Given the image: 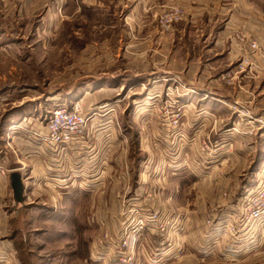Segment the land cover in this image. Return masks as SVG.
<instances>
[{
	"label": "rangeland",
	"instance_id": "374dc122",
	"mask_svg": "<svg viewBox=\"0 0 264 264\" xmlns=\"http://www.w3.org/2000/svg\"><path fill=\"white\" fill-rule=\"evenodd\" d=\"M177 9L183 15L166 28ZM231 15L236 57L188 78L190 64L197 71L195 54L210 53L199 26H221ZM258 88L264 91V0H0V156L10 152L4 139L11 124L21 122L26 159L32 126H47L58 109L78 106L86 122L111 125L106 154L96 158L91 140L71 151L75 210L66 207L64 187L72 182L63 169L42 186L55 184L48 194L32 188L29 173L18 205H29L32 222L38 216L55 226L47 237L36 223L16 226L27 240V264L61 263L68 246H55L72 234L69 222L60 226L64 217L85 225L77 234L86 255L91 239L93 254L84 262L78 248L68 264H264V217L244 223L248 197L264 189V111L250 108ZM214 93L231 96L225 113L213 109ZM196 105L199 120L191 119ZM230 119L238 124L226 129ZM233 151L242 175H213L212 163ZM41 200L62 216L36 214Z\"/></svg>",
	"mask_w": 264,
	"mask_h": 264
},
{
	"label": "crops",
	"instance_id": "0c3cea01",
	"mask_svg": "<svg viewBox=\"0 0 264 264\" xmlns=\"http://www.w3.org/2000/svg\"><path fill=\"white\" fill-rule=\"evenodd\" d=\"M88 1V0H85ZM90 3L92 4L96 0H89ZM187 2V1H186ZM140 5V2L138 3H133V7L130 11H128L127 15L129 13H132L135 15L137 10H134L135 8H138ZM195 10H198V6L195 5ZM191 9V8H190ZM219 11H217L218 13ZM144 16V15H143ZM232 15L226 18L225 23L222 24L221 26L217 25H210V27L207 26H199V30L201 32V40L203 43H208L211 42L210 47H207V50L209 55L205 58H203V51L201 54L196 53L195 56L198 58L196 61V73L192 72V66L191 64L188 66L186 69L185 75L190 78V77H199L204 76L205 74L208 73L209 70L215 71L217 68H221L224 65H227L228 62L236 57L237 52L235 51V48L237 46L236 41H235V36L236 32L234 31V27L230 26V23H232ZM261 20V18H260ZM261 26H263L262 22H258ZM186 30V28H184ZM183 34V31L181 32ZM243 43V42H242ZM241 46V45H239ZM136 60H132V65L136 64ZM171 63V60H166L163 64L164 66H169ZM201 70V72H199ZM199 72V73H198ZM198 81V79H197ZM258 81H255L257 85ZM260 88V87H259ZM254 89L251 94H256L257 100H252L250 101L252 103V109H257L259 112L264 111V91L261 92L260 89ZM213 100L214 107L213 109L216 110V105H220L219 108H217L218 113H225V105L224 102L227 101L226 99L228 97H231L230 95H217L213 94L211 96ZM254 97V96H253ZM191 99L187 97H181V101L183 102H189ZM246 100V99H243ZM105 103H108L107 101ZM197 108L193 110L192 112V117L191 119H196L199 120V105H196ZM108 110V109H105ZM110 110V109H109ZM108 112L105 111V114ZM196 115V116H194ZM92 117V116H91ZM239 120V119H238ZM237 120L230 119L226 123V127L229 126L226 129L235 127L238 123L236 122ZM105 122V121H103ZM239 122V121H238ZM110 122H105V123H96L93 121L87 122L85 125V128L83 129V132L81 135H79L75 140H73L71 143L68 145L64 146L63 148L60 147H55L51 145H46L38 138V133L44 134L47 130L46 126L44 124L40 123H35L34 126H32L33 130L31 133L28 135L30 136L29 142H27V150L25 151L26 153V159L24 158V155L22 153H19L20 147L24 146L23 143V138L21 134L22 128L24 126L21 125L20 123H15L11 124L8 132H7V137L4 139L6 141L4 150L8 152L10 151L9 154H4L3 157L0 156V165H2L3 170L0 172V264H27V259H25L22 256V251L25 249L27 250L28 245H27V240H22V237L18 236L20 234L19 228L21 226H27V225H32L36 223L35 230L40 232V235H44V237H47L48 235V230L50 229V225H54L51 221H40L39 217L37 216L33 222L31 221L32 218L28 219L27 211H28V204L24 203L23 205H18L16 200H12V191H14L12 185H11V174L14 172H19L22 175V181L25 185V189L29 188L30 185V174H32V178H34V185L32 188L35 187L39 188L38 190H42V192H46V194L49 193V191H54V186L55 184L52 182L53 187H42L44 185L47 186V183L49 184V179L50 176L51 178L57 177L59 174L57 173L61 169L65 171L63 174L64 178L68 179V183L72 182V184L66 185L65 188V194H66V199L69 201V203L66 204V207L70 211L75 210L76 203H77V193L79 189H75V184L73 183V173L71 171V163L70 159L73 157L71 155V151L73 149H77L78 144H82L83 149L84 145H86L87 140H91V143L96 142V146H94V151L97 150L99 154L96 155L97 157H100V155L106 154L107 151L112 149V145L109 143L110 136L107 133V131L110 129ZM192 124V125H191ZM190 124V126H193L192 128H196V133H195V138L199 136V122L193 121ZM236 124V125H235ZM27 125V124H25ZM113 125V124H112ZM28 126V125H27ZM221 130V129H218ZM225 134V133H223ZM193 137V138H194ZM89 138V139H88ZM101 140L102 144L105 142V144H98L97 140ZM21 140V142H20ZM78 145V146H76ZM58 148V149H57ZM14 153H11V152ZM3 153V152H2ZM222 158H219L217 161L212 163V173L215 176H220L218 173V170H222L224 173L223 178L227 174H230L231 177L233 175L235 177H239L242 175L243 172H239L238 174L234 172L236 169L235 166H232L235 164L236 159V153L233 151L232 153L228 152L225 153ZM239 162H244L245 166L243 167V171L245 172V167L247 165L246 161H241ZM237 163V164H238ZM201 174V173H200ZM263 176V175H262ZM206 176H203V173L199 176L200 180H203ZM233 180V179H232ZM249 182V181H248ZM247 182V183H248ZM43 184V185H41ZM72 186V188L70 187ZM246 185H244V188ZM243 189V188H242ZM241 189V190H242ZM245 193V191L243 192ZM242 193V194H243ZM15 194V193H14ZM26 199V194L24 195ZM15 198V197H14ZM65 200V199H64ZM63 200V201H64ZM26 202V201H25ZM40 203V204H38ZM36 203V208H35V213L40 214L39 212L41 211L42 214H48L49 216H54V217H61L60 209L55 208L49 204H46L44 201L41 200ZM64 208V207H63ZM37 210V211H36ZM46 211V213H44ZM38 212V213H37ZM47 216V215H46ZM74 219L73 221L68 220L67 218L64 217V219L61 220L60 226H64L69 222V231L68 233L72 232L70 234V239H66L65 242H63L62 245L60 246H55L57 250H61L60 248L65 247L66 245L68 246V250H61L63 251V254L61 255V263L60 264H68L69 261H71L76 254L78 248V259H82L84 262L88 261L89 258L93 255L91 252V247H90V242L91 239L88 238L87 241L89 242L87 245V255L85 253V240L81 241L79 240L80 238H83V235L77 234V231L82 232L85 231L84 224L80 221L83 225V229L81 226L77 227V223H75ZM64 221V222H62ZM73 222V225L71 224ZM77 222V221H76ZM33 223V224H32ZM42 225V227H40ZM16 226L19 227L16 229ZM71 226L73 230H71ZM66 233L65 229L60 232L61 235ZM27 235V234H26ZM78 235V236H77ZM76 237V245L74 244L73 237ZM24 243V249H22L21 243ZM82 244V245H81ZM42 247H44L42 245ZM77 249H73L76 248ZM70 250H73L71 253H69Z\"/></svg>",
	"mask_w": 264,
	"mask_h": 264
},
{
	"label": "built area",
	"instance_id": "2783aa9c",
	"mask_svg": "<svg viewBox=\"0 0 264 264\" xmlns=\"http://www.w3.org/2000/svg\"><path fill=\"white\" fill-rule=\"evenodd\" d=\"M176 17L172 16L166 22V28L175 19L180 18L183 15V11L176 10ZM250 47L257 51L258 42L250 40ZM245 59H247L245 57ZM86 114L82 113L81 107L76 106L73 109H58L54 111L52 117L47 123V130L44 134L38 133V138L45 144L55 147H64L75 140L85 128ZM3 167L0 165V172ZM245 216L244 223H253L262 220L264 217V189H261L255 195L248 197L245 205Z\"/></svg>",
	"mask_w": 264,
	"mask_h": 264
},
{
	"label": "water",
	"instance_id": "95a60500",
	"mask_svg": "<svg viewBox=\"0 0 264 264\" xmlns=\"http://www.w3.org/2000/svg\"><path fill=\"white\" fill-rule=\"evenodd\" d=\"M11 185L14 189L15 200L17 203H21L24 201V190L25 185L22 181V175L19 172H14L11 174Z\"/></svg>",
	"mask_w": 264,
	"mask_h": 264
}]
</instances>
